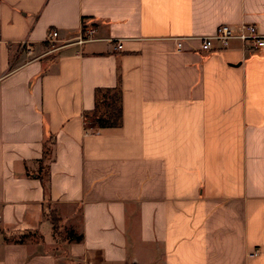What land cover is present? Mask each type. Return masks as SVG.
<instances>
[{"label": "crops", "instance_id": "0c3cea01", "mask_svg": "<svg viewBox=\"0 0 264 264\" xmlns=\"http://www.w3.org/2000/svg\"><path fill=\"white\" fill-rule=\"evenodd\" d=\"M225 23L264 0H0V264H264V46L203 52Z\"/></svg>", "mask_w": 264, "mask_h": 264}, {"label": "built area", "instance_id": "2783aa9c", "mask_svg": "<svg viewBox=\"0 0 264 264\" xmlns=\"http://www.w3.org/2000/svg\"><path fill=\"white\" fill-rule=\"evenodd\" d=\"M94 28L83 27L80 36L78 37V43L83 44L84 42L93 39ZM58 31L52 30L49 32L47 41L49 43H56L58 37ZM201 41V50L203 52H210L213 50L215 42H220L223 48H227L231 41L240 40L241 42L248 44L253 48L264 46V35L259 32L258 27L255 24L242 23L239 25L233 24H221L216 32L212 35H206L199 37ZM178 48H182L183 39H177ZM21 49L31 51L32 46L28 42H22ZM122 48V42L117 43L116 49ZM259 251L255 250L252 255H258Z\"/></svg>", "mask_w": 264, "mask_h": 264}, {"label": "trees", "instance_id": "16d2710c", "mask_svg": "<svg viewBox=\"0 0 264 264\" xmlns=\"http://www.w3.org/2000/svg\"><path fill=\"white\" fill-rule=\"evenodd\" d=\"M102 105L104 110L100 112ZM89 117L101 128L119 126L122 119L121 91L119 89H98L96 91L95 111L91 116H87V118ZM50 218L56 231L59 228V219L53 210L50 213ZM77 239H80V237Z\"/></svg>", "mask_w": 264, "mask_h": 264}, {"label": "rangeland", "instance_id": "374dc122", "mask_svg": "<svg viewBox=\"0 0 264 264\" xmlns=\"http://www.w3.org/2000/svg\"><path fill=\"white\" fill-rule=\"evenodd\" d=\"M58 48V45H57V43H54V44H52V43H48V49L49 50H56ZM104 110V106L102 105L101 107H100V112H102ZM49 213H51V210L49 211ZM60 225H59V228L56 230V235L59 233V236L58 237H61L62 238V236H60L61 234H60ZM28 240H31V241H38L39 239H38V237L37 236H32V235H30V236H28Z\"/></svg>", "mask_w": 264, "mask_h": 264}]
</instances>
